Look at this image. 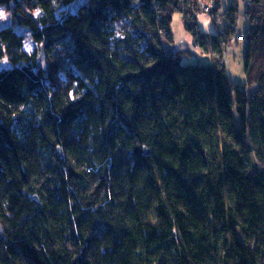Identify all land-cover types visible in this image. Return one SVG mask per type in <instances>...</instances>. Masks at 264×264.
<instances>
[{
    "label": "trees",
    "instance_id": "obj_1",
    "mask_svg": "<svg viewBox=\"0 0 264 264\" xmlns=\"http://www.w3.org/2000/svg\"><path fill=\"white\" fill-rule=\"evenodd\" d=\"M245 1L250 95L222 62L233 3L213 63L184 65L169 25L205 48L198 0H0L37 47L0 29V264H264V0Z\"/></svg>",
    "mask_w": 264,
    "mask_h": 264
},
{
    "label": "rangeland",
    "instance_id": "obj_2",
    "mask_svg": "<svg viewBox=\"0 0 264 264\" xmlns=\"http://www.w3.org/2000/svg\"><path fill=\"white\" fill-rule=\"evenodd\" d=\"M86 1L87 0H75V2L68 7L67 12L75 13L80 5L86 4ZM212 2L213 0H198V4L200 5L199 9L204 5H210ZM246 2L247 1L241 0H220V8L214 14L213 20L207 13H200L196 18V24L198 26L199 33L206 41V45L203 49L196 47V49L192 52L190 49L193 44V39L184 28L183 15L175 13L169 25L173 48L174 50L180 52H190L189 55L184 53L180 63L184 65L195 63L196 61L203 65L213 63L215 59L211 51L210 42L213 36L231 28L230 20L224 15V12L231 3L236 5V13L233 15V38L234 40H237V36H243L247 28V20L245 16ZM37 15L38 13H35V16ZM5 27L12 28L17 34L24 38V50L28 54L32 53L37 48L30 39L27 28L20 25L16 19H13L11 13L7 11L5 6H0V29ZM243 48L244 42L235 43L233 41L231 45L225 46L222 55V62L224 64L225 74L229 82L233 85L243 86L245 92L250 95L252 91L255 90V86H245ZM41 64L43 66L42 61ZM6 66L7 60L4 59L0 68H4ZM127 255V252H116L113 256L112 264H126L125 258Z\"/></svg>",
    "mask_w": 264,
    "mask_h": 264
},
{
    "label": "water",
    "instance_id": "obj_3",
    "mask_svg": "<svg viewBox=\"0 0 264 264\" xmlns=\"http://www.w3.org/2000/svg\"><path fill=\"white\" fill-rule=\"evenodd\" d=\"M241 1H245V0H241ZM220 8V2L219 0H214L212 3V6L209 9L208 15L213 18L214 14L218 11V9ZM40 61L42 60V58L40 57L39 59ZM46 72V71H45ZM145 155L147 154V152L144 153ZM3 233H2V229L0 227V239H2Z\"/></svg>",
    "mask_w": 264,
    "mask_h": 264
},
{
    "label": "built area",
    "instance_id": "obj_4",
    "mask_svg": "<svg viewBox=\"0 0 264 264\" xmlns=\"http://www.w3.org/2000/svg\"><path fill=\"white\" fill-rule=\"evenodd\" d=\"M201 9H203L204 12L200 11L199 14L200 13L206 14L209 11V6L208 5H204ZM237 38H238L237 40L236 39L234 40L235 43L244 41L243 38H241L240 36H237ZM191 50H195V44L194 43L191 45ZM174 52H175V50L172 51V53H174ZM215 57H217V55H215Z\"/></svg>",
    "mask_w": 264,
    "mask_h": 264
},
{
    "label": "bare ground",
    "instance_id": "obj_5",
    "mask_svg": "<svg viewBox=\"0 0 264 264\" xmlns=\"http://www.w3.org/2000/svg\"><path fill=\"white\" fill-rule=\"evenodd\" d=\"M212 3H213V2H212ZM212 3H211L210 5H208V6H209V9H210V7L212 6ZM200 11H201V12H204L203 9H200ZM208 12H209V11H208ZM208 12H207V14H208ZM195 49H196V47H195ZM190 50H191V49H190ZM175 51H176V50H175ZM192 51H194V50H191V52H192Z\"/></svg>",
    "mask_w": 264,
    "mask_h": 264
}]
</instances>
